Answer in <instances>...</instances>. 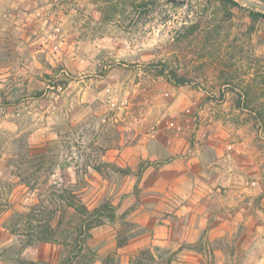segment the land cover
Returning <instances> with one entry per match:
<instances>
[{
    "label": "rangeland",
    "instance_id": "1",
    "mask_svg": "<svg viewBox=\"0 0 264 264\" xmlns=\"http://www.w3.org/2000/svg\"><path fill=\"white\" fill-rule=\"evenodd\" d=\"M236 1L0 0V264L78 237L73 264H264V18ZM164 220L176 244H137Z\"/></svg>",
    "mask_w": 264,
    "mask_h": 264
},
{
    "label": "trees",
    "instance_id": "2",
    "mask_svg": "<svg viewBox=\"0 0 264 264\" xmlns=\"http://www.w3.org/2000/svg\"><path fill=\"white\" fill-rule=\"evenodd\" d=\"M218 1L222 4H231L232 6H235V7L239 6V3L236 0H218ZM261 1H264V0H261ZM253 15L255 19L258 17L264 18V14L261 12L254 13ZM148 66H149L148 68L153 69V71L155 72L154 73L155 76L164 77L169 83H172L176 86H186V85L191 84L192 82L190 77H188L187 75L185 76V75L180 74L177 70L170 68L166 63H161V62L151 63ZM242 103L245 105L247 109L251 106L252 100H250V92H247L244 95L240 96L239 101L237 103V107L239 109L243 108ZM254 112L256 114L255 115L256 117L253 115L255 117L253 124L255 126H258V124H263L264 123V109L259 108L257 106L255 107ZM257 130L261 131V129L258 127H257ZM69 206L74 208L76 211L82 213L85 216V219L83 220L82 227H81V230L83 234L85 235L88 234L90 230L94 228L95 226L102 224L103 218H107V215H106L107 209L110 208L109 205H103L95 209L94 211L90 212L86 206H84L83 204H78L75 201L70 202ZM46 234H49V233H46ZM46 234L41 233V236L37 239L38 242H52L53 239L49 238V236ZM81 242L82 241L80 240V237H78V239L76 240V247H78V249L76 248L73 249L70 252V256L67 258V260L61 264H73V259L77 255L76 250H82L83 243ZM104 264H107V263H104ZM112 264H116V263H112Z\"/></svg>",
    "mask_w": 264,
    "mask_h": 264
},
{
    "label": "crops",
    "instance_id": "3",
    "mask_svg": "<svg viewBox=\"0 0 264 264\" xmlns=\"http://www.w3.org/2000/svg\"><path fill=\"white\" fill-rule=\"evenodd\" d=\"M154 198L151 199L150 202H155V200H153ZM142 208H144V205H142ZM175 213L177 216H179L182 220L181 223H183V228L187 229V226H192V221L187 220L186 218H183L182 216L184 215V213L182 211H177V210H173L172 213ZM169 219H171V217H169ZM172 222L171 221H167L164 220V223L159 225V226H153L154 229V233L149 234L148 237L146 239H142L139 240L137 244H140L139 242H141V244H145L144 241L148 240V242L146 243H152V244H157L159 243L160 245L166 247V246H172L171 244L177 243V239H175V236H173L172 233V226L167 225L170 224ZM185 223V224H184ZM159 232V233H158ZM162 232V234H160ZM146 236H144L143 238H145ZM187 237L186 236H182L180 238V242H187Z\"/></svg>",
    "mask_w": 264,
    "mask_h": 264
},
{
    "label": "water",
    "instance_id": "4",
    "mask_svg": "<svg viewBox=\"0 0 264 264\" xmlns=\"http://www.w3.org/2000/svg\"><path fill=\"white\" fill-rule=\"evenodd\" d=\"M243 3H245L246 5H248L251 8H256L258 10H260L262 13H264V5L258 4L254 1L251 0H241Z\"/></svg>",
    "mask_w": 264,
    "mask_h": 264
},
{
    "label": "bare ground",
    "instance_id": "5",
    "mask_svg": "<svg viewBox=\"0 0 264 264\" xmlns=\"http://www.w3.org/2000/svg\"><path fill=\"white\" fill-rule=\"evenodd\" d=\"M251 1H254V2H256L255 0H251ZM256 3H258V2H256ZM258 4H260V3H258ZM261 5H264V4H261Z\"/></svg>",
    "mask_w": 264,
    "mask_h": 264
}]
</instances>
